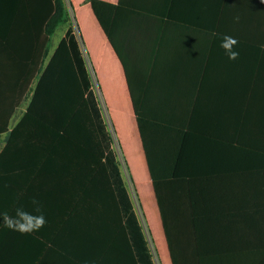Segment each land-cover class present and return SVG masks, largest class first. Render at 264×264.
<instances>
[{
  "label": "crops",
  "instance_id": "1",
  "mask_svg": "<svg viewBox=\"0 0 264 264\" xmlns=\"http://www.w3.org/2000/svg\"><path fill=\"white\" fill-rule=\"evenodd\" d=\"M90 1L65 0L82 55L95 68L99 93L93 90L115 133L112 149L128 162L135 197L120 170L129 199L146 225L148 219L163 230L156 242L164 264H173L165 224L177 264H264V0H97L118 7L110 26L120 56ZM0 9L18 18L0 43V113L13 108L0 135V212L14 214L21 205L31 211L37 198L47 220L21 235L0 217V264H123L120 256L137 257L113 241L105 249L110 263L103 261L102 222L113 210L103 186H81L88 159L39 136L33 124L11 135L28 111L40 64L34 68L28 55L33 44L22 5L8 0ZM223 35L239 41L238 59L225 55ZM24 87L25 98L8 107Z\"/></svg>",
  "mask_w": 264,
  "mask_h": 264
},
{
  "label": "trees",
  "instance_id": "2",
  "mask_svg": "<svg viewBox=\"0 0 264 264\" xmlns=\"http://www.w3.org/2000/svg\"><path fill=\"white\" fill-rule=\"evenodd\" d=\"M6 1L8 0H0V5ZM10 2L14 7L22 5L24 11L22 17L30 30L33 44L28 55L34 61V68L37 59L40 64V79L31 98L28 111L11 135L18 134V132L26 134L27 128L33 124L34 131H39V136L43 134L45 136L47 133L57 144L70 145L73 152L89 160L90 173L82 176L81 186L90 182L103 186L107 208L112 209L113 214L115 212H119L120 215L129 213V216L135 218L120 164L116 152L112 149L113 138L107 130L98 98L92 88L93 81L83 59L80 42L71 28L56 47L44 69L51 48V38L60 26L70 22L65 0H10ZM90 2L118 53L110 26L112 12L118 7L97 0ZM17 19L16 15H0V43L8 41L9 31L7 29L12 27ZM118 55L120 56L119 53ZM12 83L15 84V82ZM25 91L24 87L19 95L8 99L10 101L8 107L13 104L15 107L24 99ZM5 102L6 99L0 97V105L5 106ZM134 104L138 116L135 98ZM12 114V107L4 115L0 113V118H3L2 122L4 123L2 127L0 126V135L7 131V123ZM157 196L159 199L158 193ZM122 217L125 216L122 215ZM136 226H138L137 242L145 250L147 244L137 221ZM164 230L172 262L177 264L172 249V236L166 224ZM137 249L139 250V246Z\"/></svg>",
  "mask_w": 264,
  "mask_h": 264
},
{
  "label": "rangeland",
  "instance_id": "3",
  "mask_svg": "<svg viewBox=\"0 0 264 264\" xmlns=\"http://www.w3.org/2000/svg\"><path fill=\"white\" fill-rule=\"evenodd\" d=\"M67 6V4H66ZM72 13L70 12L71 10H69V15H70V22L68 24H65L63 26H60L55 35L51 38V48L49 53L53 51V48H56L57 45L62 41V39L65 37V35L67 34L69 28H71L73 30V32L75 33V35L77 36L79 42H80V46H81V40L79 37V33H78V28H77V23L75 21V18L73 17L74 15V8H72ZM87 70L91 76L92 79V88L95 90L96 93L98 92V88L95 82V68L93 67V65L88 63V60H86L83 57ZM91 61V60H90ZM47 65L44 64V69L46 68ZM90 67V68H89ZM40 79V78H39ZM36 89V87H35ZM34 89V91H35ZM135 94V93H134ZM136 95V94H135ZM98 100L101 102L100 96H97ZM136 102H137V107H138V116H137V121L139 124V126H142V113H141V109H140V105L138 106V100H140V98H137L135 96ZM1 104V103H0ZM100 104V103H99ZM1 107V105H0ZM136 109V108H135ZM137 115V114H136ZM107 120H108V124L110 125V132L112 134V137L114 138L115 141V133L113 132V129L111 128V122L108 118L107 115ZM116 154L118 156V160L120 162V165L122 167L123 173H124V177L126 179V183L127 186L129 188V190L131 191L132 186H133V182L130 178L129 173L127 172L128 170V162L126 160V158L123 156L122 151L117 147L116 148ZM134 187L132 189V195L134 196ZM135 197V196H134ZM136 201V205H137V210H134L133 207V211L135 213V218L134 216H129V213H124L122 214L125 217H122V215H120V213L115 212L113 215L111 214L109 219L107 221V223L105 221H103V234L100 236V240H101V249H103L105 251L106 250H110L111 249V245L112 242L114 241V243L120 245L124 250L129 251V253H131L132 255L134 254L133 252V248L135 250V254L137 255V257L134 256H130V257H126V256H120L118 259L120 261V263H127V264H138V259L140 258L141 261L140 263L142 264L143 261L145 262V264H150L149 262V258H151V264H164L165 260L163 258L164 253L159 249L158 247V241L156 242V239L159 240V238L161 237L160 235L163 234V230L162 232L159 231V227L157 228L154 223H152L151 221L149 222L148 219L147 220V225L149 227V230L147 228V225L145 224L144 218L142 216L141 210H140V206ZM144 199L142 198L141 202L143 203ZM143 208H145V204H143ZM135 219V220H134ZM136 221L139 225V227L142 229V236L143 239L145 241V237L147 238V242H146V246H145V252L144 248L140 247V243H138L137 241V233H138V226H136ZM152 225V226H151ZM154 228V229H153ZM100 233V232H99ZM162 233V234H161ZM99 237V236H98ZM153 238V240H152ZM155 239V241H154ZM155 245H154V243ZM137 246H139V250L137 248ZM97 247H99V244H97ZM137 251V252H136ZM105 255H103L102 259L103 261H105V263H110L111 257L107 251H105ZM138 255H140L141 257H139ZM150 255V257H149ZM139 257V258H138ZM98 261V260H97Z\"/></svg>",
  "mask_w": 264,
  "mask_h": 264
},
{
  "label": "clouds",
  "instance_id": "4",
  "mask_svg": "<svg viewBox=\"0 0 264 264\" xmlns=\"http://www.w3.org/2000/svg\"><path fill=\"white\" fill-rule=\"evenodd\" d=\"M239 19L238 17L236 18ZM220 47L224 50L225 55L229 60H236L239 57V52L236 49L239 41L231 36L223 35L220 38ZM7 187V185H5ZM31 211L27 210L23 205L15 208L14 214L4 210L0 212L4 226L21 235L32 234L38 232L47 223L43 213V205L37 198H32L30 201Z\"/></svg>",
  "mask_w": 264,
  "mask_h": 264
},
{
  "label": "built area",
  "instance_id": "5",
  "mask_svg": "<svg viewBox=\"0 0 264 264\" xmlns=\"http://www.w3.org/2000/svg\"><path fill=\"white\" fill-rule=\"evenodd\" d=\"M99 101V100H98ZM100 103V102H99ZM101 108H102V105H101Z\"/></svg>",
  "mask_w": 264,
  "mask_h": 264
}]
</instances>
